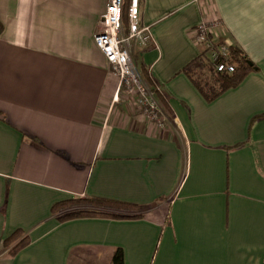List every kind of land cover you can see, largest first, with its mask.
I'll return each mask as SVG.
<instances>
[{
    "label": "crops",
    "instance_id": "obj_1",
    "mask_svg": "<svg viewBox=\"0 0 264 264\" xmlns=\"http://www.w3.org/2000/svg\"><path fill=\"white\" fill-rule=\"evenodd\" d=\"M107 1L0 0V264H110L116 246L124 264H264V0H140L153 43L133 56L163 126L117 91L94 43ZM214 20L256 68L208 100L182 68L202 47L193 28ZM85 195L145 209L51 213ZM16 228L30 241L9 255Z\"/></svg>",
    "mask_w": 264,
    "mask_h": 264
},
{
    "label": "built area",
    "instance_id": "obj_2",
    "mask_svg": "<svg viewBox=\"0 0 264 264\" xmlns=\"http://www.w3.org/2000/svg\"><path fill=\"white\" fill-rule=\"evenodd\" d=\"M122 3L123 0L107 1L97 19L93 40L105 55L110 71L117 77V91L124 88L129 92H135L138 110L157 125L163 126L168 118L167 111L157 100L151 86L139 74L131 56L137 45L147 46L153 43L150 27L138 23L139 0H131L128 8L129 25L125 30L121 24ZM216 24H219L216 20L199 22L192 30V38L206 48L207 59L215 70L231 71L234 68L229 61L228 53L231 42L227 38H214Z\"/></svg>",
    "mask_w": 264,
    "mask_h": 264
},
{
    "label": "trees",
    "instance_id": "obj_3",
    "mask_svg": "<svg viewBox=\"0 0 264 264\" xmlns=\"http://www.w3.org/2000/svg\"><path fill=\"white\" fill-rule=\"evenodd\" d=\"M131 0H123L121 7V24L126 30L128 28V8ZM140 2V0H139ZM3 24L0 20V33ZM229 61L233 64V70L217 71L209 63L206 55V48L203 46L198 55L189 61L183 68L193 84L200 90L206 99L211 100L228 87L235 86L241 78L256 66L249 57L237 46L230 44L228 48ZM143 80L149 84L157 100L169 113L164 99L155 89L150 75L146 68L138 70ZM264 116V114L259 115ZM239 144H236L237 146ZM172 194L169 196L171 197ZM145 209L142 204L96 196H71L54 202L51 205V213L60 221L82 216H104L112 218H130L141 216V211ZM30 241L29 235L21 228H16L3 240L4 248H7V254L14 255L19 249L27 245ZM110 264H124L123 249L116 246L111 255Z\"/></svg>",
    "mask_w": 264,
    "mask_h": 264
},
{
    "label": "rangeland",
    "instance_id": "obj_4",
    "mask_svg": "<svg viewBox=\"0 0 264 264\" xmlns=\"http://www.w3.org/2000/svg\"><path fill=\"white\" fill-rule=\"evenodd\" d=\"M134 50L135 49H133V51L131 52V56H133ZM132 61H133L134 65L137 64V58L135 56L132 57ZM130 93L132 94L133 100L136 103V93L135 92L134 93L133 92H130Z\"/></svg>",
    "mask_w": 264,
    "mask_h": 264
}]
</instances>
